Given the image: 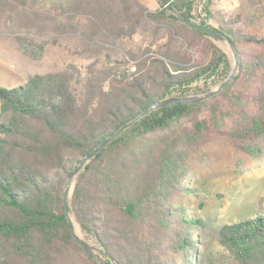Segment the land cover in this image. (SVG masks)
<instances>
[{
	"label": "trees",
	"instance_id": "trees-1",
	"mask_svg": "<svg viewBox=\"0 0 264 264\" xmlns=\"http://www.w3.org/2000/svg\"><path fill=\"white\" fill-rule=\"evenodd\" d=\"M170 1L184 18L228 36L239 67L220 93L152 110L85 163L68 201L98 260L65 214L78 162L158 99L210 91L232 60L222 40L181 22L162 0H0V27L32 39L77 37L94 58L0 85V264H264V214L220 225L213 262L201 257L212 225L177 203L195 194L193 163L215 137L264 154V22L214 8V0ZM138 34L149 41L143 50L128 44Z\"/></svg>",
	"mask_w": 264,
	"mask_h": 264
},
{
	"label": "rangeland",
	"instance_id": "rangeland-1",
	"mask_svg": "<svg viewBox=\"0 0 264 264\" xmlns=\"http://www.w3.org/2000/svg\"><path fill=\"white\" fill-rule=\"evenodd\" d=\"M152 1L154 5L158 4V0ZM216 7L233 14L241 13L244 18L255 15L258 21L264 22V0L258 7L252 4L251 0H214V8ZM31 37L33 36L24 32L14 31L12 27H0L1 86H19L32 74L61 69L70 62L85 66L94 59L81 52L80 40L77 37L72 36L61 42ZM31 40H34L33 45ZM22 41L31 43V48L23 50ZM128 44L143 50L149 46V41L138 34L128 41ZM221 44L234 65V55L229 44L224 40ZM195 45L197 55H202V41L196 42ZM220 84L213 85L210 90ZM262 144L264 145V140ZM189 186L195 193L190 197V202L183 197L177 203L189 206L199 217L205 218L212 225L203 236L205 244L201 246V257L202 260L211 259L218 262V258L213 256L215 250H218L215 230L227 222L264 214V154L249 155L238 150L226 136L215 137L206 152L193 163ZM204 263L206 264L205 261Z\"/></svg>",
	"mask_w": 264,
	"mask_h": 264
},
{
	"label": "water",
	"instance_id": "water-1",
	"mask_svg": "<svg viewBox=\"0 0 264 264\" xmlns=\"http://www.w3.org/2000/svg\"><path fill=\"white\" fill-rule=\"evenodd\" d=\"M162 2L165 4V6L167 8V11H172L174 13V15L181 22L186 23L189 27L194 28V29H199V30L204 31V32H207V33L213 35L214 37H216V38H218L220 40L226 41L229 44V46L231 48V51L233 52L234 65H233V68H232V71H231L230 75L215 89H212L210 91H207V92L201 93V94H191V95H183V96L178 95V96H170V97H165V98L158 99L150 107H148L147 109L143 110L140 114H138L137 116H135L134 118H132L131 120H129L128 122L123 124L121 127H119V129H117L116 131L110 133L95 148L90 150L78 162L77 166L72 171V173H71V175H70V177L68 179L67 185L65 187V190H64L63 203H64L65 214H66V217L68 219L70 230H71L73 236L75 237V239L78 241V243L84 248V250L89 255H91L93 258L98 259V260H100V259L97 258L96 248L94 246H92L90 243H88L78 233V231L76 229V226L74 224L71 208H70L69 201H68L69 193H70V191H71V189L73 187L74 181H75L76 177L78 176V174L80 173V171L82 170V168L85 165V163L88 162L89 160H91L95 155H97V153H99L116 136L121 134L125 129L130 127L133 123H135L137 120H139L141 117L145 116L146 114H148L152 110H154V109H156L158 107L164 106V105H166L168 103H171V102H178V103L187 102V103H189V102H196V101L206 100V99H208V98L220 93L227 86V84L232 80V78L234 77V75L237 72L238 67H239L238 52L236 50V47L234 46V44L232 43L231 39L228 36H226L222 32H219V31H216V30L212 29L211 27H209L207 25H203V24L195 22V21H193L191 19L184 18L180 14V12L173 6V4L171 3L170 0H162Z\"/></svg>",
	"mask_w": 264,
	"mask_h": 264
}]
</instances>
